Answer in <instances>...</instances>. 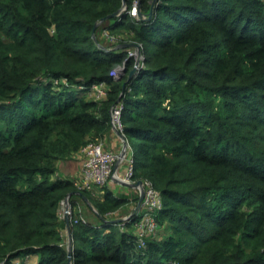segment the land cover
Instances as JSON below:
<instances>
[{
  "label": "trees",
  "instance_id": "obj_1",
  "mask_svg": "<svg viewBox=\"0 0 264 264\" xmlns=\"http://www.w3.org/2000/svg\"><path fill=\"white\" fill-rule=\"evenodd\" d=\"M135 1L148 15L153 0H126L94 29L123 0H0V264H264V0H157L150 21ZM128 44L143 59L126 82ZM118 101L132 180L162 201L140 247L139 216L106 219L127 197L56 176ZM69 194L95 218L71 224L70 262Z\"/></svg>",
  "mask_w": 264,
  "mask_h": 264
},
{
  "label": "built area",
  "instance_id": "obj_2",
  "mask_svg": "<svg viewBox=\"0 0 264 264\" xmlns=\"http://www.w3.org/2000/svg\"><path fill=\"white\" fill-rule=\"evenodd\" d=\"M129 14L133 18H137L138 16V9H137V2L135 1L129 11ZM136 50L128 51V56L136 58ZM121 68L114 70L111 72V77L113 79H117L120 76ZM90 94H95L97 98H101L105 96V84L100 83L98 85H93L90 88ZM123 110L122 103H117L113 106L111 110V127L115 132L123 134L124 126L121 120V114ZM128 144V142H127ZM123 146V143H122ZM129 146V144L127 145ZM81 153L84 154L85 159L83 161L80 173H79V186H77L80 190H87L90 189L91 186L96 188H101L110 181L112 178L117 176L118 170H114L115 165L121 166V164H125L126 172L125 177H122L123 181L131 182L133 176V151L131 150L130 146L126 149V154L124 157H121V154L115 153L112 150L105 149L101 142H91L84 146L81 150ZM128 151L130 152V156L128 155ZM116 178V177H115ZM134 182V181H133ZM145 183V190H144V198L139 207V211L141 209H145L146 213L145 216L150 217L151 219L146 221V224L143 220V217L140 219V224H138V235L141 241L140 246H143V236L146 234H153L156 230V223L154 220V214L161 209L162 201L160 194L153 189V187L148 183ZM70 210V223L76 224L78 219L85 223V220L81 216V209L80 206L76 207L75 211H72L71 205L69 204ZM67 212L65 201H62L59 210V217L60 219L64 220V215ZM78 213L79 218L73 217L74 213ZM116 213H109L107 216V220H113ZM139 216V214H138Z\"/></svg>",
  "mask_w": 264,
  "mask_h": 264
},
{
  "label": "water",
  "instance_id": "obj_3",
  "mask_svg": "<svg viewBox=\"0 0 264 264\" xmlns=\"http://www.w3.org/2000/svg\"><path fill=\"white\" fill-rule=\"evenodd\" d=\"M125 1L126 0H123L122 7H121V9L117 13H115L113 15H110V16H107L104 19H102L99 23H97L95 25L94 29H96L99 26V24L103 23L104 21H108L111 18H116V17L120 16V14L122 12H124L125 9H126V2ZM137 1L139 2V0H137ZM156 2H157V0H153L151 2V9H150V12L148 13V15L143 16V14H141L140 12H138V18L140 20H143V21H150L152 19V17H153V14H154V7H155ZM93 39H94V41H96V38H95L94 35H93ZM123 47L124 48L125 47L126 48H135L136 49V52H137V56L135 58V65H134L133 69L130 71L129 76H128V79L126 81V82H129V81H131L134 78L135 74L138 71V67H139V64H140V60H141V57H142V53H141L140 47L138 45L128 44V45H123V46H121L119 48H123ZM122 74H123V69L121 70L120 76ZM126 82L123 84L122 92H121L120 97L123 95V91L125 89ZM119 101H120V99H119ZM116 133H117L118 137L121 139V141L123 143V149L121 151V157H124L125 154H126V149H127V140H126V138H125V136L123 134L118 133V132H116ZM117 165H118V163H117ZM117 165H115L114 170H117ZM112 180L113 181H116L118 183H121L123 185H128V186L133 187V188H139V190L141 192L140 198H139V201H138V204H137V207L139 208L140 205H141V203H142V201H143V198H144V190H145V183H144V181H137L136 183H134V185H131V184L125 182V181L118 180L115 177H113ZM70 197H71V194H69L65 198V200H64L65 201V204H66V209H67V212L64 215V222H65V226H66V229H67V250H68V259H69V262L72 259V254H71V250H72V239H71V236H70L71 223H70V212H68L70 210V208H69V199H70ZM84 200L90 206V204L87 201V199L84 198ZM113 222L119 223V222H121V220H114Z\"/></svg>",
  "mask_w": 264,
  "mask_h": 264
},
{
  "label": "rangeland",
  "instance_id": "obj_4",
  "mask_svg": "<svg viewBox=\"0 0 264 264\" xmlns=\"http://www.w3.org/2000/svg\"><path fill=\"white\" fill-rule=\"evenodd\" d=\"M126 10V9H125ZM138 17V16H137ZM133 50H136V49H133ZM136 56H137V54H136ZM143 57V56H142ZM141 57V60H140V64H139V66H141L142 65V58ZM135 59V58H134ZM140 68L138 67V70H139ZM128 144H130L129 146H131V148H132V150L134 151L135 149H136V147H137V141L136 140H132L130 143H128ZM127 144V145H128ZM129 146H127L128 148H129ZM131 152V151H130ZM130 152L128 151V155L130 156ZM121 166H122V164H121ZM124 167H126V165L124 164ZM117 176H115L118 180H121V181H123L122 180V177H125V174H123V175H121V174H116ZM122 176V177H121ZM126 182V181H125ZM127 183H129V182H127ZM134 183H136L135 181L133 182V180L131 179V182L129 183V184H131V185H134ZM108 188H110L112 191H113V193H116V194H120V195H122V196H127V197H129V198H131L130 200H131V202L133 203V204H135L136 206H137V204H138V201H139V198H140V194H141V192H140V190H139V188H133V187H130V186H128V185H123V184H121V183H118V182H116V181H110L109 183H108ZM96 191H94L97 195H100V189H95ZM79 206H80V208H81V215H82V217H85V218H88V219H95L94 218V216H93V213H92V211L91 210H89V207L87 206V205H85V203L82 201V200H80L79 202ZM134 206V205H133ZM135 206V209L132 211V210H130L129 212H127V211H122L121 213H117L116 215H115V217L114 218H112L113 219V221L114 220H121V221H129L130 219H131V217L133 216V215H137L138 216V214H139V216H140V219H141V217H143V220H144V222H145V224H146V221L147 220H149V219H151L150 217H148V216H145L144 214L146 213V210L145 209H141L140 211L138 210L139 208L138 207H136ZM140 222L141 221H139L138 223L140 224ZM137 245L140 247V245H142L141 244V241H140V238H138L137 239ZM37 260H38V258L37 257H30V258H28L27 259V261H28V263H30V264H35L36 262H37Z\"/></svg>",
  "mask_w": 264,
  "mask_h": 264
},
{
  "label": "crops",
  "instance_id": "obj_5",
  "mask_svg": "<svg viewBox=\"0 0 264 264\" xmlns=\"http://www.w3.org/2000/svg\"><path fill=\"white\" fill-rule=\"evenodd\" d=\"M101 143L103 144V147L105 149L112 150L115 153L121 154V151L123 149L122 141L118 137L117 133L112 129V127H111L109 134L101 141ZM84 159H85L84 154H82L81 151H78L70 160H65V161L60 162L58 164V169H57V174H56L57 178L69 179L74 183L76 187L79 186V173H80ZM117 170H118L117 174H121V175L125 174L126 169L124 167V163L122 164V166L117 165ZM95 189H98V188L91 186V188L87 189L86 191L90 192L91 195L93 196H98L94 192L96 191ZM124 197H127V196H124ZM127 198L129 199V204L127 207L128 209H126V211L127 212H129L130 210L133 211L136 205L131 202L130 200L131 198L129 197ZM75 210L76 208L72 209V211H75Z\"/></svg>",
  "mask_w": 264,
  "mask_h": 264
}]
</instances>
